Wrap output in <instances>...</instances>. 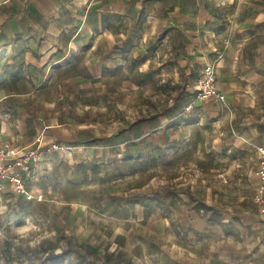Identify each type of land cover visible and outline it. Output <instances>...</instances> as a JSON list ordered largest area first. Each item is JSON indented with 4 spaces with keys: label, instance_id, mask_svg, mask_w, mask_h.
<instances>
[{
    "label": "rangeland",
    "instance_id": "374dc122",
    "mask_svg": "<svg viewBox=\"0 0 264 264\" xmlns=\"http://www.w3.org/2000/svg\"><path fill=\"white\" fill-rule=\"evenodd\" d=\"M177 8L175 29L164 31L163 9L157 32L146 23L132 30L129 50L115 53L102 75L97 69L94 79L65 86L70 97L59 102L60 129L42 135L72 149L45 155L28 181L44 201L14 193L0 199V264H110L96 253L103 246L112 250L106 237H115L123 255L177 246L187 251V264H264V223L252 201L255 150L264 144V27H256L253 42L241 32L239 0L194 6L206 17L216 12L224 18L214 21L215 31L231 21L233 29L211 38L220 45L231 40L241 57L223 80L234 98L184 112L187 85L198 76L186 68L191 54L180 46L186 40L208 45L206 33L198 41L199 32L191 31L196 23L184 14L190 4L181 0ZM154 199L165 206L158 209ZM194 200L198 209L205 204L214 211L192 209ZM78 205L94 210L78 213ZM114 205L113 212L108 206ZM110 212L129 225L116 222L104 232ZM117 228L127 235H116ZM49 253L57 257L48 260Z\"/></svg>",
    "mask_w": 264,
    "mask_h": 264
},
{
    "label": "crops",
    "instance_id": "0c3cea01",
    "mask_svg": "<svg viewBox=\"0 0 264 264\" xmlns=\"http://www.w3.org/2000/svg\"><path fill=\"white\" fill-rule=\"evenodd\" d=\"M178 1L181 0H0V142L21 148L27 147L28 141L33 139V142L28 144L32 147L38 135L48 131L56 132L57 127L61 125L56 121L62 114L59 102L70 97L65 92V86L73 83L79 85L81 80L94 79L97 69L102 75L103 68L112 66L115 53L129 50V35L132 30L139 32L148 24L152 33L157 32L158 28L156 30L155 28L163 9L166 14L164 31L172 30L173 27L175 29L178 26ZM183 1L190 4V10H186L184 14L196 23L191 31L199 32L198 41L202 40V35L206 33L205 39L208 45L205 47L186 40L180 46L182 54L188 55V52L191 54L188 55L186 68L192 69L198 76L205 63H212L218 90L224 94V97L234 98L232 90L223 80L235 73L237 66L235 60L240 58L241 54L236 52L231 40L220 45L217 40L212 41L211 38L219 32L226 34L230 27L233 29L231 21L225 20L224 25L222 24L217 28L218 31H215L216 28L211 27L214 21L221 23L220 20L224 18L216 12H210L206 17L200 10L193 9L194 6L198 7L202 0ZM239 2L244 7L241 32L247 34L249 40L253 38V42L258 34L256 27H264V0H239ZM206 18L209 20L208 23ZM182 20L185 22V32L188 33L186 18ZM167 33L170 34V31ZM185 37L187 38L186 34ZM122 54L121 58H123ZM124 56L126 57L127 53H124ZM197 78L195 77L192 85H187L191 93L182 108L183 111L187 104L195 99L194 88ZM47 95L49 98L45 100ZM203 102L206 101L196 100L191 110L196 109ZM255 158L253 173L256 190L257 156ZM41 164L42 161L36 166L33 175L26 179L28 189H30L28 181L36 178ZM2 186L0 199L4 195L14 193L9 189L7 180H3ZM14 194L28 201L23 195ZM44 200L45 197L41 201ZM158 200L154 199L153 203L158 209L163 208L165 205ZM190 205L194 210L214 211L205 204H201V208L198 209L200 204L196 200ZM108 207H113L114 212L117 206ZM92 210L94 207L78 205L77 212ZM128 221L129 219L117 217L110 212L105 216L104 232L107 229L110 231L112 224L116 222L121 226L123 224L128 226L130 223ZM218 221L224 222L220 218ZM114 230L116 235L122 237L127 235L124 229ZM114 238H105V241L111 242L112 250L103 246L96 252L106 255L110 264H187L188 256L185 255L187 251L185 252L183 248L174 246L144 255H123L124 253L119 251L122 246H118L116 243L118 241ZM81 239L85 241L86 236H81ZM92 241L98 243L103 239L98 242L96 239ZM65 253V250L61 252V254ZM55 257L56 254H51L47 258L49 260Z\"/></svg>",
    "mask_w": 264,
    "mask_h": 264
},
{
    "label": "built area",
    "instance_id": "2783aa9c",
    "mask_svg": "<svg viewBox=\"0 0 264 264\" xmlns=\"http://www.w3.org/2000/svg\"><path fill=\"white\" fill-rule=\"evenodd\" d=\"M195 99L189 102L184 112L194 107L196 100L223 102L224 94L216 86V74L214 65L205 63L199 72L195 86ZM71 147L54 142L46 141L43 135L35 138L34 145L29 148H19L9 143L0 142V192L3 189L2 182L7 180L9 189L18 195H23L26 200H43V194L34 193L28 189L26 179L30 178L36 166L51 153H69ZM257 165L255 175L258 183L256 186L253 202L256 205L259 218L264 222V146L256 148Z\"/></svg>",
    "mask_w": 264,
    "mask_h": 264
},
{
    "label": "trees",
    "instance_id": "16d2710c",
    "mask_svg": "<svg viewBox=\"0 0 264 264\" xmlns=\"http://www.w3.org/2000/svg\"><path fill=\"white\" fill-rule=\"evenodd\" d=\"M154 117H151V118H146V119H142V120H140V121H146V120H150V119H153ZM51 256V254H48L47 255V257H50Z\"/></svg>",
    "mask_w": 264,
    "mask_h": 264
}]
</instances>
